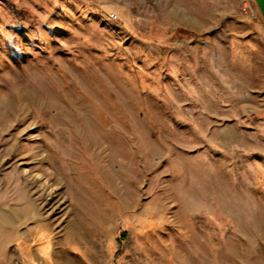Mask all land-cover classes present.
<instances>
[{
	"label": "rangeland",
	"instance_id": "374dc122",
	"mask_svg": "<svg viewBox=\"0 0 264 264\" xmlns=\"http://www.w3.org/2000/svg\"><path fill=\"white\" fill-rule=\"evenodd\" d=\"M0 264H264L250 0H0Z\"/></svg>",
	"mask_w": 264,
	"mask_h": 264
},
{
	"label": "crops",
	"instance_id": "0c3cea01",
	"mask_svg": "<svg viewBox=\"0 0 264 264\" xmlns=\"http://www.w3.org/2000/svg\"><path fill=\"white\" fill-rule=\"evenodd\" d=\"M252 2L253 8L259 16L260 21L264 24V10L261 4L264 6V0H250Z\"/></svg>",
	"mask_w": 264,
	"mask_h": 264
}]
</instances>
